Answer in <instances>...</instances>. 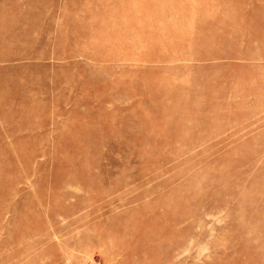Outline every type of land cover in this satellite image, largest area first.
I'll return each mask as SVG.
<instances>
[{
  "label": "rangeland",
  "instance_id": "1",
  "mask_svg": "<svg viewBox=\"0 0 264 264\" xmlns=\"http://www.w3.org/2000/svg\"><path fill=\"white\" fill-rule=\"evenodd\" d=\"M0 264H264V0H0Z\"/></svg>",
  "mask_w": 264,
  "mask_h": 264
}]
</instances>
